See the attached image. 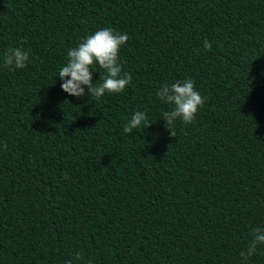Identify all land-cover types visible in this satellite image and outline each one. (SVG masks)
Instances as JSON below:
<instances>
[{
	"label": "trees",
	"instance_id": "16d2710c",
	"mask_svg": "<svg viewBox=\"0 0 264 264\" xmlns=\"http://www.w3.org/2000/svg\"><path fill=\"white\" fill-rule=\"evenodd\" d=\"M105 27L129 37L131 83L69 96L67 52ZM10 48L29 52L25 68L3 66ZM189 78L205 103L168 125L155 93ZM136 111L152 124L125 134ZM255 227L264 0H0V264H242Z\"/></svg>",
	"mask_w": 264,
	"mask_h": 264
},
{
	"label": "clouds",
	"instance_id": "9594fccd",
	"mask_svg": "<svg viewBox=\"0 0 264 264\" xmlns=\"http://www.w3.org/2000/svg\"><path fill=\"white\" fill-rule=\"evenodd\" d=\"M128 39L126 33L114 32L110 27L102 28L83 37L76 47L67 52V63L59 69L58 78L62 81L61 90L69 96L80 98L85 95V88H87L88 95L97 101L106 93L111 95L124 91L131 83L132 76L130 73L121 75L119 51ZM203 47L204 50H209L211 43L204 40ZM28 60V51L22 48H10L3 55V66L23 69ZM94 64L105 72L100 84L92 82ZM155 95L161 102L171 106L170 111L162 113V118L168 125H172L177 119L185 125L191 124L196 113L205 103V98L196 90L190 78L171 85L164 83ZM151 124L152 121L148 119L145 112L136 111L131 115L123 131L125 134H130L133 129L148 128ZM169 133L171 137H174L173 132L169 131ZM4 148H7L6 144ZM64 178H67V174H64ZM252 237L247 250L240 253L242 264H247L248 258L256 252L258 245H264V227L253 228ZM76 259H81L80 253H76ZM66 264H71V262H66Z\"/></svg>",
	"mask_w": 264,
	"mask_h": 264
}]
</instances>
